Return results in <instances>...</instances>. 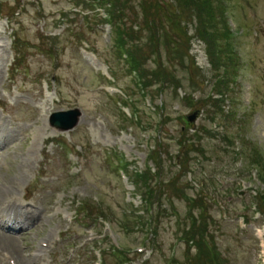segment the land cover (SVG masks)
<instances>
[{
  "label": "rangeland",
  "instance_id": "374dc122",
  "mask_svg": "<svg viewBox=\"0 0 264 264\" xmlns=\"http://www.w3.org/2000/svg\"><path fill=\"white\" fill-rule=\"evenodd\" d=\"M140 1L128 3L133 13L130 18L140 28L138 37H145L133 42L134 50L141 57L149 55L152 47L148 37L157 34L156 52L162 66L159 70L166 75L163 81L150 75L151 84L147 90L153 104L138 95L139 87L135 81H139L128 75L124 60L118 58L119 53L116 54L111 43L110 29L103 26L94 29L89 24L91 20L83 18L90 13L83 12L77 0H0L1 13L21 23L19 36L27 44V50L23 52L29 68V74L15 77L12 86L6 69L12 64L13 53L7 49L0 52V105L6 106L8 114L0 134L18 141L0 154V211L11 200L22 203L39 216L35 224L19 227L18 231L22 233L14 240L0 234L11 239L0 236V264H8L11 260L17 264H95L89 258L93 257L91 246L85 242L98 234H102V248L107 249L105 255L102 254V264H121L108 251L111 245L129 253L130 261L125 264H172V258L175 259L173 264H182L184 260L187 263V255L196 251L178 242L176 222L169 216V203L165 198L197 195L193 188L198 191V186L190 183L187 170L191 171L192 182H195L194 178L206 180V229L213 235L225 263L264 264V220L262 216L254 215L256 198L262 195L264 199V170L261 167L252 170L249 166L252 159L259 157L264 168V0H211V9L215 10L212 17L214 15L216 20L212 21L213 26L206 25L205 28L209 35H218V39L223 38L221 33L230 34L228 39L218 40L221 62L216 68L209 57L211 49L206 44L212 46L213 39L205 37L206 29L199 30L198 24L201 25L202 20L195 17L193 23L182 21L178 29L173 28L178 33L177 38L182 30L187 31L185 54L193 63L189 64L182 52L173 49L172 43L167 44L174 39L171 22L164 18L165 8L154 10L159 13L160 25L153 21L156 32L152 33L149 23L142 20V14L138 12ZM158 2L170 6L167 8L169 14H178L177 0L176 3L173 0ZM102 16L104 13L99 12L97 18ZM59 21L65 24L61 25ZM136 29L134 26L133 30ZM80 33L86 39L87 45L81 44L84 48L78 39ZM9 34L10 30H5L4 35L0 34V41L5 42L6 37L8 43ZM225 42H229L233 54L227 52ZM37 46L55 57L39 55ZM83 49L94 51L101 63L104 61L109 69L118 72L116 88H122L123 93L135 94V100L140 98L138 108L142 116L138 126L130 124L122 113L119 114L114 100L106 97V90L101 87L104 74L94 69L87 58L90 53H84ZM147 63L150 72L154 71L151 63ZM225 64L229 67V83L224 81ZM216 73L221 74L217 79L222 80L218 88L225 93L223 98L214 88ZM40 77L48 79L49 96L58 98L55 103L44 98L43 88L47 81L40 84ZM196 102L197 106L189 105ZM153 107L160 108L161 118L157 117V111L152 113ZM75 109L81 113L79 122L66 133H54L47 126L45 117H41L43 111L48 116ZM195 110L199 111V116L191 130L186 117ZM215 116H218L220 129L209 123ZM201 126L213 132L211 136L202 134L201 154L190 147L181 152L176 146L180 136L187 137L195 147L198 143L194 132ZM52 138L58 141L57 147L47 146ZM103 149L122 153L132 171H143L149 157L156 161L160 179L155 186L161 198L154 203L156 235L151 239L154 247L150 243L148 246L143 244L148 235L138 232L140 228H135L134 233L121 229L126 226L133 230L136 219L132 210L143 205L138 197L132 198L130 192L125 193L114 169L112 171L104 162ZM234 152L242 156L236 160ZM197 160L202 167L195 164ZM178 163L185 166L180 172L175 169ZM111 165L116 166L115 163ZM149 165L153 167L151 162ZM84 201L88 210L71 224L68 219L73 217V210L78 202ZM172 204L179 214L186 211L181 200L172 198ZM135 214L143 215L141 211ZM88 215L90 219L102 216L108 221L105 229L102 230L96 221L90 229L85 228V223L80 221ZM244 217L249 219L248 225L244 223ZM22 222L30 223L33 219L26 217ZM257 229H261V233ZM43 242L46 244L41 252ZM137 247L146 248L136 256L134 248Z\"/></svg>",
  "mask_w": 264,
  "mask_h": 264
},
{
  "label": "trees",
  "instance_id": "16d2710c",
  "mask_svg": "<svg viewBox=\"0 0 264 264\" xmlns=\"http://www.w3.org/2000/svg\"><path fill=\"white\" fill-rule=\"evenodd\" d=\"M130 0H110L111 2V15L114 17L115 21H119L121 20H126L127 17H130L133 13H132V8L128 6ZM177 3L179 4V9L181 11V15L183 17H186V19H192V17H197L199 20H202L201 25L200 23L199 25V30L201 29L204 30L207 28L206 25L209 26H213L212 25V21L215 19L214 15L212 17V14L215 12L214 8L213 10L211 9L212 7V1L211 0H177ZM161 3L158 2V0H141L137 7H138V12L142 14V19L144 21H147L149 23L150 26V32L154 33L156 32V25L154 24L153 21L157 22L158 26L160 25V18H159V13H154V10L157 8H165L166 12L168 13L169 16L164 15V18L166 21L171 22L170 23V29H171V33L173 35V39L174 42L172 40H167L169 43H167L168 45H172V47L174 49H177L176 51H182L181 45L184 43L182 37H185L184 35V31L181 32V36L177 38V31L175 32L173 30V28L175 27V29L179 27L178 23L176 22V18L175 16H173V14H169V10L167 8V6L165 5H160ZM203 17V18H202ZM128 21H130L132 23V19L131 18H127ZM216 20V19H215ZM127 22V21H126ZM126 25V24H125ZM204 25V27L202 26ZM117 27L118 29H122V24H119V22L117 23ZM206 27V28H205ZM213 29V28H211ZM130 34H133V30L132 27L129 26L128 28ZM160 31L162 30L161 28L159 29ZM206 33H207V29H206ZM224 35V34H222ZM157 34L153 35L152 38L156 37ZM176 36V37H175ZM211 36V35H210ZM205 37H209L208 34H205ZM213 39L215 36H211ZM224 37V36H223ZM150 43V42H149ZM157 47L159 45V41L156 39L155 41ZM212 50V48H211ZM217 51V50H216ZM139 55V54H138ZM179 56V55H176ZM159 68H162V66H160ZM156 69L152 72L148 71V75H154V77H157L156 79L159 80L160 78H166V75L163 71ZM147 76V75H146ZM202 261V260H201ZM199 264H213L212 261H210V263L207 260H204L203 263Z\"/></svg>",
  "mask_w": 264,
  "mask_h": 264
},
{
  "label": "water",
  "instance_id": "95a60500",
  "mask_svg": "<svg viewBox=\"0 0 264 264\" xmlns=\"http://www.w3.org/2000/svg\"><path fill=\"white\" fill-rule=\"evenodd\" d=\"M77 115H78V113H75V116L73 117L74 120H71V118L65 119L67 117V115H56V116H54L55 121L53 122V125L55 127H57V129L60 131H65V130L71 129L77 121ZM189 119L192 120L193 117H190ZM67 122L69 124H67Z\"/></svg>",
  "mask_w": 264,
  "mask_h": 264
},
{
  "label": "bare ground",
  "instance_id": "6f19581e",
  "mask_svg": "<svg viewBox=\"0 0 264 264\" xmlns=\"http://www.w3.org/2000/svg\"><path fill=\"white\" fill-rule=\"evenodd\" d=\"M10 213H13V211H10ZM22 221H24V219ZM0 236L6 237V236H3V235H0ZM6 238H8V237H6ZM8 239L11 240L10 238H8ZM0 242H1V240H0Z\"/></svg>",
  "mask_w": 264,
  "mask_h": 264
}]
</instances>
